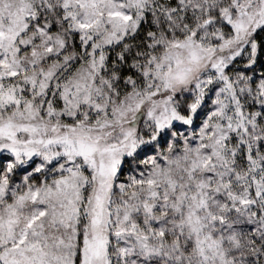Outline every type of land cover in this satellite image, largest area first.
Returning a JSON list of instances; mask_svg holds the SVG:
<instances>
[{"label": "snow or ice", "instance_id": "1", "mask_svg": "<svg viewBox=\"0 0 264 264\" xmlns=\"http://www.w3.org/2000/svg\"><path fill=\"white\" fill-rule=\"evenodd\" d=\"M0 264H264V0H0Z\"/></svg>", "mask_w": 264, "mask_h": 264}]
</instances>
